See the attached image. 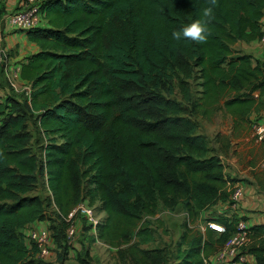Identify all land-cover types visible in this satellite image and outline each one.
Here are the masks:
<instances>
[{
  "label": "trees",
  "instance_id": "obj_1",
  "mask_svg": "<svg viewBox=\"0 0 264 264\" xmlns=\"http://www.w3.org/2000/svg\"><path fill=\"white\" fill-rule=\"evenodd\" d=\"M209 7L206 42L173 38ZM42 10L46 25L27 31L39 50L20 65L31 94L13 90L0 67V264H50L53 254L63 260L78 242L85 246V237L96 242L77 211L82 235L67 243L66 218L80 203L103 214L97 238L120 264H211L207 257L234 232L236 213L219 219L225 230L211 243L185 227L172 253L143 247L155 238L142 218L161 204L194 219L229 201L223 165L194 116L210 120L221 110L249 123L264 108V61L230 48L261 38L264 0H44ZM175 77L190 115L170 97ZM31 117L45 139L40 157L30 146ZM38 179L48 197L31 193ZM48 206L64 220L60 237ZM45 221L51 253L37 259L25 229ZM249 230L241 253L264 264V225ZM84 252L79 264H87Z\"/></svg>",
  "mask_w": 264,
  "mask_h": 264
},
{
  "label": "crops",
  "instance_id": "obj_2",
  "mask_svg": "<svg viewBox=\"0 0 264 264\" xmlns=\"http://www.w3.org/2000/svg\"><path fill=\"white\" fill-rule=\"evenodd\" d=\"M4 13L12 12L19 8L20 0H0ZM3 26V25H2ZM4 27V26H3ZM261 27L264 30V18L261 20ZM4 42L2 46L11 52L12 62L21 65L28 56L38 52V46L29 40L28 34L25 31L4 28ZM244 42V41H242ZM252 57V62L264 61V42L253 40L245 42L243 52ZM0 80H2L0 78ZM257 96V93H255ZM252 123L256 119H264V108L260 112H252L249 116ZM215 121V141L218 155L222 152L226 155L227 161L223 166L228 183L240 184L242 187L243 198L238 202L237 209H231L226 202L218 201L211 207L222 214V218H231L235 216L245 220L249 227L264 225V168L256 170L258 164L264 159V141L257 142L253 139L251 133V124L245 122L237 123L230 114H225L219 110L212 118ZM210 119V120H212ZM207 120V119H206ZM216 153V154H217ZM223 155V154H222ZM225 158V159H226ZM212 210H208L210 213ZM47 222H33L25 231L33 227L46 226ZM204 240L213 242L218 239L219 233L205 226L204 231H201ZM210 234V235H208ZM99 246L88 247L76 244L75 251L73 250L69 256L63 260H59L64 264H79L78 253L82 250L87 264H94L98 260L116 262L117 255L107 245L101 243ZM217 251L207 257L211 264H222L230 262V258L222 256V247H218ZM96 248V249H95ZM97 248L105 250L102 253H97ZM96 250V251H95ZM107 250V252H106ZM222 252H221V251ZM245 263L237 264H255V259L251 255H246ZM54 264L56 257L53 254L49 262ZM58 261V260H57ZM105 262V264H107Z\"/></svg>",
  "mask_w": 264,
  "mask_h": 264
},
{
  "label": "built area",
  "instance_id": "obj_3",
  "mask_svg": "<svg viewBox=\"0 0 264 264\" xmlns=\"http://www.w3.org/2000/svg\"><path fill=\"white\" fill-rule=\"evenodd\" d=\"M44 0H20L19 8L8 13L1 14V3H0V67L3 66V73L7 78V82L13 90L20 92L24 91L27 95L31 94V87L27 82L22 81L20 75V65L12 62L11 52L6 50L2 46L4 42V28H12L15 30L27 32L30 29H36L44 27L46 20L44 11L42 10V3ZM4 27H3V26ZM260 41L264 42V30L260 38ZM2 88L0 86V96H2ZM252 137L257 142L264 141V119H256L251 123ZM218 158L223 165L225 156L222 154L218 155ZM259 167L264 168V159L259 163ZM228 191L230 192V198L227 203L228 207L236 210L238 202L243 198L242 187L240 184L227 183ZM80 211L82 215L92 224V234L96 237V242L101 244L102 242L97 238V227L102 220L101 215L94 214L93 208L88 207L85 203L77 205L71 213L67 216V222L69 225L66 229V239L68 244L74 243L76 235V227L73 224L71 218L74 217L75 213ZM98 216V217H97ZM98 218V219H97ZM208 228L220 233L225 230L224 226L217 220H209L207 222ZM248 223L243 219H238L235 223V230L225 242L222 247V256L229 257L230 262L226 264H237L245 263L246 255L241 253V250L250 239V230ZM52 233L47 226L33 227L25 232L26 239L29 243L33 242L36 246V258L46 259L51 253L52 247ZM32 246V245H31ZM31 249V247H30ZM24 264H34L31 262H25Z\"/></svg>",
  "mask_w": 264,
  "mask_h": 264
},
{
  "label": "rangeland",
  "instance_id": "obj_4",
  "mask_svg": "<svg viewBox=\"0 0 264 264\" xmlns=\"http://www.w3.org/2000/svg\"><path fill=\"white\" fill-rule=\"evenodd\" d=\"M0 3H1V1H0ZM244 43L245 42H242V41L235 42V43L230 45V48L233 52H236V51L243 52ZM177 83H178V79H177V77H175L174 81L169 84L172 87V93H171L170 97L175 99L178 103H182ZM189 83H191V85L195 89V91H199L198 90L199 89L198 80L196 81L192 78V79H190ZM182 104H183V107L185 108L186 114L190 115L191 114L190 108L187 107L186 104H184V103H182ZM194 120L198 125L199 133L203 134L206 137L210 149L214 153H217L218 150L216 148V141H215V133H216L215 132L216 131L215 130V121L213 119L212 120H206L205 118H202L201 116H199V117L194 116ZM30 122H31L30 132L33 135V138L30 141L31 150L38 157H40L41 156V147L39 144L41 142L42 145L44 146L45 139L43 138V136L41 134H39L40 132L35 127V120L33 119V117L30 118ZM220 154H223L226 158V155L224 153L221 152ZM226 161H227V158L223 161L224 165L226 164ZM258 167H259V164H258ZM257 169L263 170V169H261V167H259V168L256 167V170ZM43 185H44L43 182L40 179H38V183H37L35 189L31 193L34 195L41 194L44 197H48L47 189ZM85 187H87V188L90 187V189H91V187H93V184H90L87 181L85 184ZM208 210H212V211L209 213ZM208 210L200 211L196 218L191 219L188 217L187 213L182 209V207H178L177 209L170 211L168 209L163 208V206L161 204H159L157 212L155 215H144L142 218V222L149 223V227L153 231L154 238H155L153 242L146 244V245H143V247L148 248V249H153L155 247H165V249L167 251L172 253L176 248V244L178 243L180 236L184 233L185 227L194 229L195 231H198V232L199 231L201 232V231H204L205 226L208 227L207 222L209 220L219 221V219L222 218V214H220L215 209V207H210ZM46 211H47L46 216H47V219L49 221V224L53 225L55 227L54 229L56 230V233H58V237H60L62 234V230H63L62 227L64 228V220H62V218L58 217V214L55 213L54 211H52L49 206H48ZM93 211H94V214H96L97 211H96L95 207L93 208ZM100 215L101 216H99V218L101 217V219H102L103 214H100ZM71 219H72L73 224L76 227V229H78L81 226V223H83L82 220L80 221V218L75 219L73 217ZM66 220H67V218H66ZM79 229H78V234L75 238L74 243H77L78 237H81V235H82V234H80ZM85 231H87L86 228H85ZM88 235L89 234H86V236H88ZM83 240H84L85 245L88 247H93L96 245L99 246L98 242L88 243L89 240H87L86 237L83 238ZM77 244H80V243L78 242ZM104 251L105 250H103V248H97V253H102ZM106 252H107V250H106ZM171 261H172L171 258H169V260L167 261V264H173V262H171ZM94 262H95L94 264H105V262H107V261L103 262L101 260V257L98 256V260L94 261ZM50 263H53V261ZM54 264H64V263H62L59 260L57 261V258H56V262H54ZM107 264H120V262L118 261V259H116L115 263L111 262V260H110L107 262Z\"/></svg>",
  "mask_w": 264,
  "mask_h": 264
},
{
  "label": "clouds",
  "instance_id": "obj_5",
  "mask_svg": "<svg viewBox=\"0 0 264 264\" xmlns=\"http://www.w3.org/2000/svg\"><path fill=\"white\" fill-rule=\"evenodd\" d=\"M210 2L215 3V0H210ZM211 14L212 9L210 7L203 9L202 17L200 19L194 20L191 23L184 25L178 31H173V38H183L199 43L206 42L209 35V28L204 18L211 17Z\"/></svg>",
  "mask_w": 264,
  "mask_h": 264
}]
</instances>
